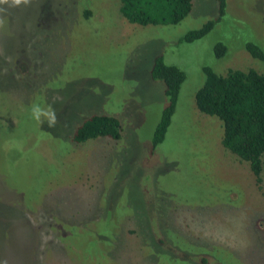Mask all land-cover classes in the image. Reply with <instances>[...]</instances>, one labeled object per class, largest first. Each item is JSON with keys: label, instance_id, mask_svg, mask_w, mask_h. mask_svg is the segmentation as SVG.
Returning <instances> with one entry per match:
<instances>
[{"label": "rangeland", "instance_id": "obj_1", "mask_svg": "<svg viewBox=\"0 0 264 264\" xmlns=\"http://www.w3.org/2000/svg\"><path fill=\"white\" fill-rule=\"evenodd\" d=\"M191 2L178 24L145 27L126 22L119 0H32L0 13V264H264V154L256 184L193 99L205 68L264 76L244 50L264 56V0H226L209 33L184 43L218 16L215 0ZM159 57L184 82L153 146L166 106L150 76ZM33 104H51L57 126L32 119ZM94 114L119 121V140L73 144Z\"/></svg>", "mask_w": 264, "mask_h": 264}, {"label": "trees", "instance_id": "obj_2", "mask_svg": "<svg viewBox=\"0 0 264 264\" xmlns=\"http://www.w3.org/2000/svg\"><path fill=\"white\" fill-rule=\"evenodd\" d=\"M192 0H119V13L129 24L145 26L176 25L191 11ZM217 18L206 21L201 27L189 30L180 42L191 43L203 38L225 13L226 0H215ZM88 12L83 13L87 19ZM244 50L254 59L264 61L261 50L244 44ZM215 57L225 53L221 43L214 46ZM205 80L194 93V105L198 113L216 118L221 123V146L239 161L248 164L255 183L260 184L264 154V76L252 69L245 71L229 69L217 75L210 69L203 70ZM152 80L164 85L166 106L161 113L153 135L152 145L164 140L171 116L174 112L179 89L184 82L182 71L164 65L156 58L150 71ZM119 121L112 116L94 114L82 121L73 131L70 141L82 144L88 140L120 138Z\"/></svg>", "mask_w": 264, "mask_h": 264}, {"label": "clouds", "instance_id": "obj_3", "mask_svg": "<svg viewBox=\"0 0 264 264\" xmlns=\"http://www.w3.org/2000/svg\"><path fill=\"white\" fill-rule=\"evenodd\" d=\"M31 3L32 0H0V13H6L9 8L29 7ZM6 24V18L0 16V29H4ZM53 103H55V100ZM31 117L41 126L46 122L48 128H55L59 122L57 111L51 104L46 107H41L39 104H33L31 106Z\"/></svg>", "mask_w": 264, "mask_h": 264}]
</instances>
